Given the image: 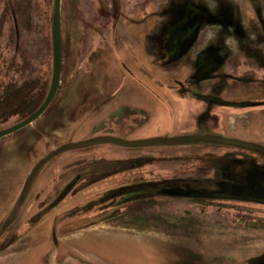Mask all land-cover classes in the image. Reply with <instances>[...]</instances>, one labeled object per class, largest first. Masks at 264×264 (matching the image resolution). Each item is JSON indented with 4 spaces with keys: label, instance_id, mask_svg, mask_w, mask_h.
<instances>
[{
    "label": "rangeland",
    "instance_id": "obj_1",
    "mask_svg": "<svg viewBox=\"0 0 264 264\" xmlns=\"http://www.w3.org/2000/svg\"><path fill=\"white\" fill-rule=\"evenodd\" d=\"M191 1L208 7L217 3L224 9L223 16L213 14L208 28L214 35L211 39L217 41L209 47H196L202 56L212 52L220 63L208 68V77L233 74L240 63L237 76L252 75L256 83L264 85V0ZM164 2L153 3L158 7ZM117 4L119 13L127 18L125 0H62L64 65L55 99L33 124L0 139V224L36 164L68 143L93 137L169 138L192 135L195 130L204 135L209 129L218 136L263 144L260 134L264 128L258 122H264V108L234 109L240 115L250 112L245 124L229 122V113L218 115L227 134L217 133L220 123L216 119L207 129L200 126L199 114L203 113L205 105L200 99L207 98L208 83L200 81L183 95L176 85L180 76L172 70L166 74L153 67L149 79L140 78L145 85L140 88L141 100L152 110L126 111L122 107L112 112L119 86L134 82L128 76L131 73L120 70L122 60L113 48L121 28L116 20ZM52 14L53 0H0L2 128L15 125L47 98L53 67ZM128 20L127 25L122 24L125 31ZM157 50L160 48L154 44ZM182 80L185 82L184 76ZM224 89L213 97L264 101V89L236 84ZM126 90L119 97L141 101ZM215 151L221 148L192 144L128 148L108 143L57 156L39 172L20 212L18 208L12 212L14 223L2 227L9 229L0 242V264H247L264 253V206L168 193L180 186L177 178L211 175L201 158ZM101 158H136L147 166L140 173L116 175L71 195L73 185L65 187L73 174L94 172L107 164L95 160ZM105 171L108 174L111 168ZM38 211L41 213L29 223ZM42 217L40 223L32 224Z\"/></svg>",
    "mask_w": 264,
    "mask_h": 264
},
{
    "label": "flooded vegetation",
    "instance_id": "obj_2",
    "mask_svg": "<svg viewBox=\"0 0 264 264\" xmlns=\"http://www.w3.org/2000/svg\"><path fill=\"white\" fill-rule=\"evenodd\" d=\"M178 1H180L181 4H177L172 1L171 9H169V14L167 13L169 15L168 21L161 25L157 34L152 35L153 29L149 16H146L139 21L133 19L128 20L130 21L128 25L132 26L134 30L133 37L141 40V47L139 48L141 50L140 52H142L144 55H151L154 53L158 56V58L162 59V63L164 65H167L168 63H171L173 61L179 62L181 61V59L187 58V56L189 55L188 53H193L195 70L190 79L186 81L187 85L179 84L178 87H180L179 92L181 94L188 95V91L194 85L200 83V81L201 83H208L205 88V90H207L208 92L204 93L207 98L200 99L201 102L205 105L203 106V113L199 115L200 126L207 124L212 119L211 112L215 107L223 109H245L250 107L264 108V101H236L234 99L218 100L213 97V94H215L216 92H219V94L223 93V89L230 85H228V83H231V85H233L234 83H245L251 85L254 84L256 86L258 85L262 87H264V85L256 83L255 80L251 77L252 75L248 78L247 74H241V76H237L236 74H222L220 76L216 75L215 77L211 78L208 77V68H211V65L215 66L216 64L220 63H216V56L211 54L212 52L202 56L200 54V49L197 50L196 47H201L203 45L209 47L210 42H212L213 40L217 41L216 38H213V40L211 39V37L214 35L209 32L208 28L209 26H212L213 14L217 13L223 16L224 9L219 8L217 3H215L214 6L208 7L203 5L202 3H195L191 0ZM174 6H176V8H174ZM220 9L221 11H219ZM144 13L147 14L148 12L146 11ZM195 36V42L191 46ZM118 41L120 42V39H118ZM201 41H204V43H202ZM154 44L158 45L160 50H157L155 52ZM122 46L126 47L129 58L132 59L135 66L138 68L137 70L139 71V73L146 74L148 68L146 67L144 62H140V60L136 59L134 55L131 56L132 51H136L138 46L136 45L135 47V45L131 44L130 49V47L127 46L124 42H122ZM251 74L254 75V73ZM205 78H207V80H205ZM259 81L261 82L262 80ZM195 97L198 98L196 94ZM125 110L127 111L129 109ZM208 134L209 133H205L204 135ZM194 145L200 146V143ZM204 145L217 146L216 144ZM217 147L221 148L220 152L215 151L207 154L206 157L203 156L201 158L207 165V167L205 168L206 171L207 169L212 170L211 175H197L185 179L177 178V184H180V186L169 191L168 193L172 194L181 192L184 193L182 194L184 198L233 201L243 204L264 206V156L249 150L237 149L231 146ZM57 156H55L54 158H56ZM54 158L48 161L39 172H42L43 169ZM95 160H97V162L104 161L105 164H107L103 165L102 167L95 168L94 172L93 170L90 172L86 171L84 173H80L79 176H75L76 174H73V179L68 184H66L65 187V189L67 190L70 185H73L72 191L70 192L71 195L77 194L78 192L82 191V189H85L92 185L94 186L102 180L115 177L116 175L124 176L123 174H128L129 176V174L131 175L133 173H136L134 172L136 170H139L137 172L140 173V169H143V167L147 166L146 163L136 158H119L115 160L101 158ZM106 168H111V172L107 174L105 171ZM39 172L34 179L33 185ZM90 174L94 177H90ZM105 174L107 176H105ZM86 178H89V180H86ZM139 179H143V177ZM167 179L173 180L174 178ZM127 180L134 181L135 179ZM189 185H197L198 187L197 189H191L188 187ZM200 186H205V188L207 189H199ZM31 190H29V192ZM28 195L29 193L27 194V196ZM27 196L22 199L20 194L19 199L15 203L14 207H12L6 219L0 224V242L4 241V233H6V231L9 229L5 228V230H3L2 227L4 228L6 225H8V223H10V225H8V227H10L14 223L16 218L12 220V212L16 208H18L20 212V209L21 207H23ZM21 199L23 201L19 203V200L21 201ZM105 201L110 200L107 199ZM91 206L93 207L94 205ZM39 213H41V211H38L36 214H34L31 217L29 223H31ZM43 217L36 220L32 224L36 225L40 223ZM247 264H264V253L252 258L247 262Z\"/></svg>",
    "mask_w": 264,
    "mask_h": 264
},
{
    "label": "crops",
    "instance_id": "obj_3",
    "mask_svg": "<svg viewBox=\"0 0 264 264\" xmlns=\"http://www.w3.org/2000/svg\"><path fill=\"white\" fill-rule=\"evenodd\" d=\"M172 1L174 3H177V4H181V2L178 1V0H165L164 3H162L161 5L156 7L154 5V3H153L154 0H125L126 9H127V13H128L127 18L122 17L123 15H122L121 12L119 13V11H120L119 8H121V6L120 5L118 6V4H117L118 12L116 13V20H117V24L119 26H121V28H119V30H118V33H117L116 38H115L116 39L115 40L116 46L113 45V48L114 49L116 48V50H117L116 54H117L118 59L120 61L122 60V62H121L122 63L121 64L122 68L120 70L122 72L127 73L126 75H128L129 73L133 74V75L129 74L128 76H130L131 80L134 81L132 83V85H131V83H129L130 85H128V84L125 85L124 84L122 86H119V88L117 90V91H121L119 93V96L124 95V91L127 89V90H130L131 92H133L132 93L133 95L139 96V97H137L139 100L143 99V95H141V93H140L141 92L140 88L145 87L143 81L150 78V73L152 72L153 67L155 69L161 71L162 73L165 72L166 74L168 73L169 70L170 71L171 70L174 71L175 73H177V76H180L179 78L176 79V85L177 86H179V84L180 85H182V84L183 85H187L186 81L190 79L191 75L193 74V72L195 70L194 58H193L192 55H191V57L188 56L185 59H181V61H179V62L178 61H175V62L173 61L171 63H168L167 65L166 64L164 65L162 63V59L158 58V56L155 55L154 53L151 54V55H144L142 52H140L141 50L139 48L141 47V40H139L138 38H134L133 37V34H134L133 31L134 30H133L132 26L128 25V28H127L126 31L122 27V24L125 21H127L128 19L129 20L133 19V20H138L139 21L142 18H145L146 16H149L150 21H151V25H152V29H153V34L152 35L157 34L158 31H159V28L161 27V25H163L165 22L168 21V17H169L168 14H169V9H171ZM174 8H176V6H174ZM146 11L148 12L147 14L144 13ZM124 25H127V24L124 23ZM196 36L194 37V41L192 42L191 46L194 44ZM118 39H120V42L118 41ZM122 42L126 43V45L129 46V47H130L131 44L135 45V47H136V45L138 46L136 51L133 52L131 50L132 51L131 56L134 55L136 59L140 60V62H142V61L144 62V64L148 68L147 69L148 71L146 72V74L139 73V71L137 70L138 68L135 66V64L133 63L132 59L129 58V55H128L127 50H126V47L122 46ZM201 42L204 43V41H201ZM130 49H131V47H130ZM153 60L155 61V63H153L154 62ZM63 62H64V60H63ZM126 65L130 66L132 72L127 70L128 68L126 67ZM240 66L241 65L239 64V67ZM239 67L236 65V69L233 72L234 75L238 74V72L241 71L239 69ZM228 69H230L231 71L233 70L232 67H228ZM242 71H246L245 73L248 72V70L246 68H244V70H242ZM182 76H184L185 82H184V80H182ZM140 78L143 80L142 84H140L141 83L140 82L141 81ZM234 84H236V83H234ZM228 85L231 86V83H228ZM236 85L241 87V88L244 87L246 89H249L250 87H254V88H256V90L264 89V87L258 86V85L256 86L254 84L251 85V84L243 83V84H236ZM123 87H125V88H123ZM121 89H123L124 91L121 90ZM122 92H123V94H122ZM119 96L117 97L118 98L117 99V103L114 104V109H113L112 112H118L119 110L122 109V107L124 109H130L132 111H133V109H135V110H148V111L152 110L151 106H148L149 104L145 103L144 100H141V101L130 100L127 96H124V97H119ZM215 108H218V107H215ZM213 110H214V108L212 109V112H211L212 119L207 124H204L203 126H205L208 129L209 124L214 123L215 122L214 119H216L220 123L219 125H217V126L220 127L219 130L217 129V133L227 134V129L225 128L226 125H224L225 124L224 120H219L218 117H217L220 114H223V115H224V113L231 114L229 116V118L227 119L229 122L235 120V123H237V121H239V122H243V124H245L246 120H250V117H249L250 112L248 110H245V113H243L242 115H240L239 113H236V110H239V109H236V110H234V109L220 110V112L218 110H216L217 112H215V110L214 111ZM183 111L184 110H182V113L184 114ZM246 117H249V118L246 119ZM255 121H257V120L255 119ZM258 124H259L258 126H260L259 128H264V126H263L264 122L259 121ZM194 133L195 134H192V135L200 134L199 131H197V130H195ZM208 133H209V129H208ZM209 134H211V133H209ZM213 134H215L217 136L219 135V134H216V133H213ZM260 135H262L261 136V140H262L263 144H259V145L264 146V134H260ZM175 136H180V135H175ZM175 136H171V137H175ZM225 138H227V137H225ZM255 139H257V140L260 139L259 138V134H257V137ZM245 142H247V141H245ZM254 144H256V143H254Z\"/></svg>",
    "mask_w": 264,
    "mask_h": 264
},
{
    "label": "water",
    "instance_id": "obj_4",
    "mask_svg": "<svg viewBox=\"0 0 264 264\" xmlns=\"http://www.w3.org/2000/svg\"><path fill=\"white\" fill-rule=\"evenodd\" d=\"M61 2L62 0H53V14H52V25H51V39H52V57H53V67H52V81L49 87L48 95L38 109L27 119L16 123L9 128H0V139L13 135L14 133L25 129L29 125L33 124L36 119L44 115L48 107L54 101L57 94L59 85H61L62 67L63 62V43H62V25H61ZM111 144L121 147L128 148H138V147H154V146H176V145H194V144H216L217 146H231L237 149L249 150L254 153L264 156V146L259 144H254L252 142H245L237 140L235 138H225L222 136H217L215 134L208 135H188V136H175L169 138H154V139H144L139 141H129V140H116L110 137L94 139L90 138L81 142H72L61 146L53 150L49 155H46L41 161H39L34 167L33 171L28 176L24 190L21 192V197L24 199L29 190H31L34 179L37 173L42 169V167L57 155H61L65 152L72 150H80L91 146H97L101 144Z\"/></svg>",
    "mask_w": 264,
    "mask_h": 264
},
{
    "label": "trees",
    "instance_id": "obj_5",
    "mask_svg": "<svg viewBox=\"0 0 264 264\" xmlns=\"http://www.w3.org/2000/svg\"><path fill=\"white\" fill-rule=\"evenodd\" d=\"M41 104H42V103H40V105H41ZM40 105H39V106H40ZM39 106H38V107H39ZM38 107H37L35 110H33L31 113H29L25 118H22L20 121H22L23 119H27L29 116H31V115H32V114L38 109ZM20 121H19V122H20ZM0 128H2L1 125H0ZM2 129H3V128H2ZM200 145H204V144H200ZM22 201H23L22 199H21V201L19 200V203L22 202ZM19 208H20V207H19Z\"/></svg>",
    "mask_w": 264,
    "mask_h": 264
}]
</instances>
